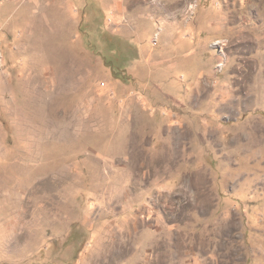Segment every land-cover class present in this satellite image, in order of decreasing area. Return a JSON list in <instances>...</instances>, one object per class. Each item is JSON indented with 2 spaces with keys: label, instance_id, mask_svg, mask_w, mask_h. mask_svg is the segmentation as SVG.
Segmentation results:
<instances>
[{
  "label": "rangeland",
  "instance_id": "374dc122",
  "mask_svg": "<svg viewBox=\"0 0 264 264\" xmlns=\"http://www.w3.org/2000/svg\"><path fill=\"white\" fill-rule=\"evenodd\" d=\"M0 264H264V0H0Z\"/></svg>",
  "mask_w": 264,
  "mask_h": 264
}]
</instances>
